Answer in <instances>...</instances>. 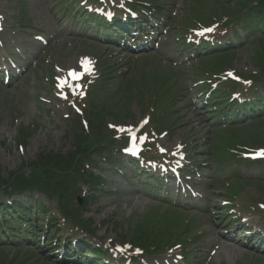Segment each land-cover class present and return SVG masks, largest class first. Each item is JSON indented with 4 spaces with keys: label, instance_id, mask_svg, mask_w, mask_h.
<instances>
[{
    "label": "rangeland",
    "instance_id": "374dc122",
    "mask_svg": "<svg viewBox=\"0 0 264 264\" xmlns=\"http://www.w3.org/2000/svg\"><path fill=\"white\" fill-rule=\"evenodd\" d=\"M0 153L4 154V159L1 160L2 164L7 165L8 167L18 164V160L16 159V155L14 154V150L12 148L0 147Z\"/></svg>",
    "mask_w": 264,
    "mask_h": 264
},
{
    "label": "snow or ice",
    "instance_id": "6c2138e0",
    "mask_svg": "<svg viewBox=\"0 0 264 264\" xmlns=\"http://www.w3.org/2000/svg\"><path fill=\"white\" fill-rule=\"evenodd\" d=\"M206 31H212V29H207ZM85 66H86V62H85ZM69 75L72 76V77H77L78 74L75 71H72V72L69 73ZM261 155H264V153H261Z\"/></svg>",
    "mask_w": 264,
    "mask_h": 264
}]
</instances>
